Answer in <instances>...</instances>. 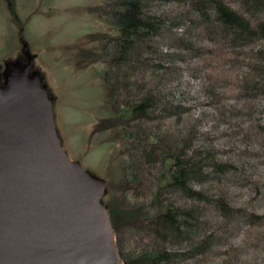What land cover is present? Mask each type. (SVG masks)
<instances>
[{"label": "rangeland", "instance_id": "374dc122", "mask_svg": "<svg viewBox=\"0 0 264 264\" xmlns=\"http://www.w3.org/2000/svg\"><path fill=\"white\" fill-rule=\"evenodd\" d=\"M224 1L239 8V0ZM104 7L102 0H0V106L8 107L22 93L45 112L62 158L96 187L93 209L108 220L107 232L117 243L125 221L117 212L130 211L133 204L153 203L155 192L157 200L161 187L156 189L154 183L162 164L144 167L151 171L142 173L146 188L125 191L130 180L124 167L128 143L124 124L130 115L118 116L106 83L100 37L119 33L100 17ZM152 8L169 16L189 10L187 0L157 2ZM193 26L187 23L177 29L188 34L196 49L177 62L182 75L164 83H159L157 74L147 80V88L159 85L164 91L158 90L168 94L173 90L170 98L182 112L137 124L162 130L166 139L178 142L172 151L176 146L182 150V142L193 137L195 149L237 166L239 175L195 188L207 198L225 197L235 208L263 216L264 146L256 126L264 121V95H241L238 87L246 72L242 66L248 60L240 49L212 40ZM165 36L155 39L162 48L169 43ZM259 45L264 48V41ZM163 197L178 199L171 193ZM197 205L203 208L202 221L216 243L206 255L179 264H264V221L228 220L213 207ZM122 240L129 257H136L151 241L134 230L125 231Z\"/></svg>", "mask_w": 264, "mask_h": 264}, {"label": "trees", "instance_id": "16d2710c", "mask_svg": "<svg viewBox=\"0 0 264 264\" xmlns=\"http://www.w3.org/2000/svg\"><path fill=\"white\" fill-rule=\"evenodd\" d=\"M102 1L105 7L100 9V17L119 33L118 37H100L105 54L102 62L106 83L115 112L118 116L130 115L124 124L128 139L123 153L124 167L130 180L125 191L146 188L142 173L151 171L144 167L155 162L162 164L154 183L156 189L161 187L157 200L155 192L153 203H137L130 211L117 212L126 221L117 239L119 255L124 264H179L184 259H196L206 255L216 243L215 235L207 233L206 222L202 221L203 208L198 203L213 207L228 220L258 224L264 221V215L235 208L225 197L207 198L202 190L195 188V184L239 175L237 166L195 149L193 137L182 142V150L176 146L172 151L178 142L166 139L162 130L142 128L137 124L179 115L183 109L170 98L173 90L168 94L165 93L168 91L161 93L164 89L159 85L147 88V80L157 76L159 83H164L171 76L182 75L177 62L196 49L188 34H180L177 29L191 23L208 38L240 49L241 56L248 62L242 66L246 72L238 89L245 98L263 96L264 48L259 44L264 41V0H239L238 9L224 0H187L189 10L178 16L153 12L154 3L167 0ZM164 34L169 42L167 48L155 42ZM256 128L264 146V121ZM165 193L178 199L165 198ZM127 230L151 240L136 257L125 253L122 234ZM171 245L186 247L172 250Z\"/></svg>", "mask_w": 264, "mask_h": 264}, {"label": "water", "instance_id": "95a60500", "mask_svg": "<svg viewBox=\"0 0 264 264\" xmlns=\"http://www.w3.org/2000/svg\"><path fill=\"white\" fill-rule=\"evenodd\" d=\"M14 101L0 106V264H123L93 182L62 158L45 112Z\"/></svg>", "mask_w": 264, "mask_h": 264}]
</instances>
